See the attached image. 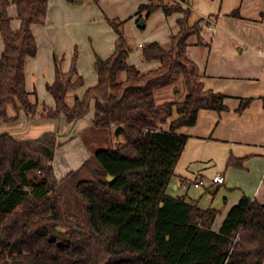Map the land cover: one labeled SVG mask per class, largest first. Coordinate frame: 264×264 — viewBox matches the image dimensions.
<instances>
[{
    "label": "trees",
    "instance_id": "16d2710c",
    "mask_svg": "<svg viewBox=\"0 0 264 264\" xmlns=\"http://www.w3.org/2000/svg\"><path fill=\"white\" fill-rule=\"evenodd\" d=\"M144 1L137 22L158 10L181 15L168 47L151 43L141 51L144 61L158 65L146 71L130 65L126 21L106 18L116 40L109 57L95 59L96 83L69 104L68 94L84 86L78 52L67 72L60 68L64 56L54 54L55 79L46 85L54 107L47 108L30 101L25 64L37 53L32 26L44 23L49 0H0V121L24 114L75 123L93 109L82 136L109 142L58 180V134L33 140L0 134V264H264L263 204L243 195L216 232V209L167 193L187 142L178 130L194 126L201 110L228 108L224 95L204 88L187 56L188 39L201 30L200 20L190 21L191 0ZM11 4L17 30L8 15ZM175 88L180 99L156 101L158 92ZM249 103L243 100L238 112ZM112 134L121 144L113 145ZM228 165L242 162L231 157Z\"/></svg>",
    "mask_w": 264,
    "mask_h": 264
},
{
    "label": "crops",
    "instance_id": "0c3cea01",
    "mask_svg": "<svg viewBox=\"0 0 264 264\" xmlns=\"http://www.w3.org/2000/svg\"><path fill=\"white\" fill-rule=\"evenodd\" d=\"M163 1L165 4L178 2ZM143 3L146 2L49 0L44 23L32 26L37 53L25 64V86L30 101L37 100L47 108L54 107V99L46 89V85L55 79L54 54L64 56L60 68L67 72L74 50L78 52L77 70L84 86L68 94L69 104L72 105L86 87L96 83L95 59L97 56L109 57L116 40L106 18L126 21L125 27L130 31L126 40L129 42L131 37L135 43L128 44L131 48L128 63L143 71L155 68L158 62L144 61L141 51L151 43L168 47L172 35L178 31L177 21L181 15L165 16L158 10L144 20V28H136V14ZM189 9L190 21L200 20L201 30L198 36L188 39L187 56L197 65L204 88L224 95L228 109L221 113L201 110L194 126L178 130L187 137V142L169 185L177 195L170 196H184L203 210L216 209L218 214L212 230L218 232L230 209L243 195L264 205V0H191ZM8 15L12 29L17 30L20 20L15 5L9 6ZM3 50L0 35V58ZM243 100H250V103L239 113ZM8 114L14 115L12 107L8 108ZM91 121L92 118L86 117L67 123L60 118L52 123H60V128L63 125L62 132L59 129L44 132L40 131V126L46 123L45 120L27 119L21 114L15 122L0 121V134L7 133L18 140H33L47 132L56 133V156L58 151L62 152L66 145L82 136L90 128ZM19 135L37 137L19 139ZM231 157L241 160L242 167L229 166ZM56 158L55 176L61 180L60 177L68 174L69 159L77 157L63 153ZM78 158V167L88 159ZM216 175L224 176V184L213 182Z\"/></svg>",
    "mask_w": 264,
    "mask_h": 264
},
{
    "label": "rangeland",
    "instance_id": "374dc122",
    "mask_svg": "<svg viewBox=\"0 0 264 264\" xmlns=\"http://www.w3.org/2000/svg\"><path fill=\"white\" fill-rule=\"evenodd\" d=\"M136 26H137L136 28H138V23H137ZM129 32L130 31L128 30V28L125 27L124 28V36H125V38H126L127 35H129ZM138 32H140V31H138ZM128 39H129L128 40L129 41L128 44H129V43H131L132 39H131V37L128 38ZM132 44L135 45V43L133 41H132ZM180 98H181V95H180V93L179 94L177 93V88H175V89H169V90H162V91L158 92L157 93V97H156V101L158 103H162L164 101H173V100H178ZM92 116H93V109L91 110L90 114L87 116V119L92 118ZM45 121H46V123H44L43 125L40 126L41 127L40 131L41 130L44 131V132L45 131H56L57 129H59L61 132L63 131V125L60 128V123H56V124L52 123L53 121H57V120H45ZM72 136H74V135H72ZM111 136L112 137H110V139H111V142H113V145L116 144L118 146L119 144H121V138H116L113 134ZM17 137H19V139L20 138L21 139H33V138H36L37 135L36 136H33V135L32 136L19 135ZM26 137H31V138H26ZM94 137L95 138H93V136H90V135H86L85 137H83V136L79 137L78 136V138L74 142L66 145L64 147V149L62 150V152L61 151L57 152L56 156L62 155L64 153L65 155L71 154V155L77 157V158L69 159V163H68L69 167L67 168V170H66L67 172L66 173H69V172H71L72 170H74V169H76L78 167L77 166L78 165L77 163H78V160H79L78 157H86V159H87L97 149H102V148L109 147L108 146L109 142L102 141L103 139L100 140L99 139L100 137L98 135H95ZM94 142H98V143L100 142V144L98 145V143H94ZM56 156H55V161L53 162L54 166H55V164L58 163V160H57ZM57 173H59L58 170H57ZM58 175L61 176V174H58ZM63 177H65V175ZM60 179H62V178L60 177ZM215 189L216 188H214V191H215ZM220 191L223 192L222 189ZM167 193L169 195H172V196L177 195V193L174 192V190L171 187L168 189ZM219 198H220V196H219Z\"/></svg>",
    "mask_w": 264,
    "mask_h": 264
},
{
    "label": "built area",
    "instance_id": "2783aa9c",
    "mask_svg": "<svg viewBox=\"0 0 264 264\" xmlns=\"http://www.w3.org/2000/svg\"><path fill=\"white\" fill-rule=\"evenodd\" d=\"M213 182L216 184H224L225 178L222 175H216L213 177Z\"/></svg>",
    "mask_w": 264,
    "mask_h": 264
},
{
    "label": "water",
    "instance_id": "95a60500",
    "mask_svg": "<svg viewBox=\"0 0 264 264\" xmlns=\"http://www.w3.org/2000/svg\"><path fill=\"white\" fill-rule=\"evenodd\" d=\"M138 27L139 28H144L145 27V22L143 19H141L139 22H138Z\"/></svg>",
    "mask_w": 264,
    "mask_h": 264
}]
</instances>
